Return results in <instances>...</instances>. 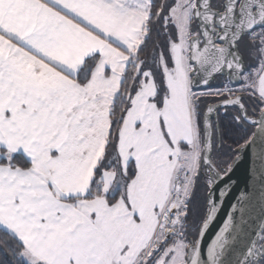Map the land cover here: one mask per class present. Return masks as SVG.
Returning a JSON list of instances; mask_svg holds the SVG:
<instances>
[{
    "label": "snow or ice",
    "instance_id": "1",
    "mask_svg": "<svg viewBox=\"0 0 264 264\" xmlns=\"http://www.w3.org/2000/svg\"><path fill=\"white\" fill-rule=\"evenodd\" d=\"M248 148L264 0H0V264H201ZM261 192L264 168L207 264ZM237 259L264 264V227Z\"/></svg>",
    "mask_w": 264,
    "mask_h": 264
},
{
    "label": "water",
    "instance_id": "2",
    "mask_svg": "<svg viewBox=\"0 0 264 264\" xmlns=\"http://www.w3.org/2000/svg\"><path fill=\"white\" fill-rule=\"evenodd\" d=\"M262 168H264V165L259 163L256 152L252 148L245 149L241 158L235 162L231 170L235 185H229L232 191L224 200L212 226L203 233L202 240L198 242L201 264H207L209 248L217 235V231L228 216L236 197L247 192L250 186L255 187V178ZM218 191L219 189H217ZM217 199H219V196H217ZM262 227H264V192H261L260 195L254 194L253 198L245 205L243 214L236 217L235 228L231 233L235 243L228 253L226 264H238L237 257L242 254L248 240L258 228Z\"/></svg>",
    "mask_w": 264,
    "mask_h": 264
},
{
    "label": "trees",
    "instance_id": "3",
    "mask_svg": "<svg viewBox=\"0 0 264 264\" xmlns=\"http://www.w3.org/2000/svg\"><path fill=\"white\" fill-rule=\"evenodd\" d=\"M200 199L203 200L204 199V191L203 189H201L200 193H199ZM193 233H195V228H193Z\"/></svg>",
    "mask_w": 264,
    "mask_h": 264
}]
</instances>
